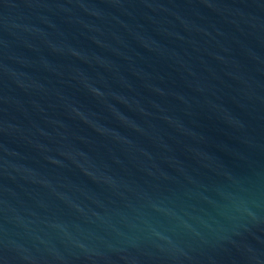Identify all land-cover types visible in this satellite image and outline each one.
Instances as JSON below:
<instances>
[{
    "label": "water",
    "instance_id": "1",
    "mask_svg": "<svg viewBox=\"0 0 264 264\" xmlns=\"http://www.w3.org/2000/svg\"><path fill=\"white\" fill-rule=\"evenodd\" d=\"M0 264H264V0H0Z\"/></svg>",
    "mask_w": 264,
    "mask_h": 264
}]
</instances>
